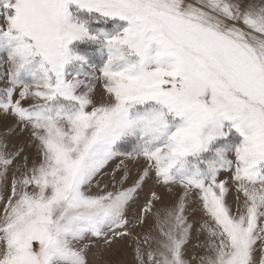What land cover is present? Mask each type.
Returning a JSON list of instances; mask_svg holds the SVG:
<instances>
[{
	"label": "snow or ice",
	"instance_id": "obj_1",
	"mask_svg": "<svg viewBox=\"0 0 264 264\" xmlns=\"http://www.w3.org/2000/svg\"><path fill=\"white\" fill-rule=\"evenodd\" d=\"M0 56V114L40 157L0 197V264H88L94 240L132 235L150 178L180 192L137 264H264V0H0ZM22 151L0 141V181ZM117 157L144 162L132 184L121 160L113 190L85 191Z\"/></svg>",
	"mask_w": 264,
	"mask_h": 264
},
{
	"label": "rangeland",
	"instance_id": "obj_2",
	"mask_svg": "<svg viewBox=\"0 0 264 264\" xmlns=\"http://www.w3.org/2000/svg\"><path fill=\"white\" fill-rule=\"evenodd\" d=\"M3 56H0V76L3 75L7 67L3 63ZM5 81L0 79V87L4 86ZM94 100L99 103L105 97L99 86H97L96 92L94 94ZM0 141H3L7 144L8 151H15L16 149H23L21 155L16 158L14 164L9 170L8 180L0 181V197L8 196L10 192V182L13 172H16L17 175L23 171V167H20V171L17 172V166L23 165V158L26 156L28 161V166H31L33 161L38 162L40 157L38 155V150L36 147V142L32 139L30 135V130L25 128L21 130V126L16 123V120L12 116H4L0 114ZM121 160H124V165L127 166L129 172L128 180L122 185V187H128L132 182L137 178L139 172L142 170L143 161H130L124 157H117L116 159L109 162L105 167L103 172L97 176L92 184L85 189L92 194H97L103 190H113L112 187V171L120 163ZM124 172V167L122 166L119 171L116 172V177L119 178ZM225 174H222L221 178H224ZM99 183L100 187H97ZM155 191L161 199L155 202L152 214H147L143 224L138 222L140 215V209L144 206L148 199L151 198V192ZM180 190L175 188L172 193H169L167 189L162 185H157L154 179H148L144 187L139 191L138 198L133 201L129 207V211L126 214L127 218L131 220L129 225V230L131 236L125 238H116L111 246H106L103 242V239L94 240L90 243L88 249L86 250V259L88 264H137L136 261V240H142L144 236H158V229L156 228V218L154 213L157 210H163L165 208H170L173 206L177 196L179 195ZM228 203L232 206L233 210H236L235 203V193L229 192L227 197ZM4 200L0 199V213L3 210ZM195 209V210H194ZM188 217V221L193 223L195 226H198L206 217L203 216L202 212L199 210L198 205L193 202L190 198L188 203V208L185 213ZM205 235L203 233L199 234L197 237V232L195 227L191 233V239L189 240L188 245L186 246L185 253L186 257L190 256L193 252L200 254L202 249L194 248L193 245L199 241H203ZM87 243V241H85ZM143 248H147L148 245H141ZM194 264V262H193Z\"/></svg>",
	"mask_w": 264,
	"mask_h": 264
}]
</instances>
